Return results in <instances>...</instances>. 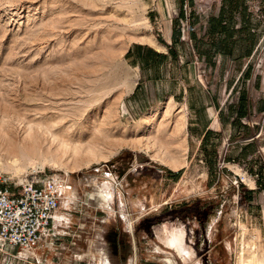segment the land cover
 <instances>
[{
	"label": "rangeland",
	"instance_id": "1",
	"mask_svg": "<svg viewBox=\"0 0 264 264\" xmlns=\"http://www.w3.org/2000/svg\"><path fill=\"white\" fill-rule=\"evenodd\" d=\"M192 4L202 19L230 4L237 27L245 20L254 35H237L233 57L213 61L221 74L213 91L230 118L204 149L189 138L180 104H159L142 132L158 106L139 111L127 98L125 48L155 43L180 6L190 14L189 0H0V136L18 144L31 130L41 136L39 151L16 164L0 149V188L21 180L73 188L55 214L59 232L50 230L36 257L0 244V264L264 259V0ZM177 234L183 253L165 244Z\"/></svg>",
	"mask_w": 264,
	"mask_h": 264
},
{
	"label": "crops",
	"instance_id": "2",
	"mask_svg": "<svg viewBox=\"0 0 264 264\" xmlns=\"http://www.w3.org/2000/svg\"><path fill=\"white\" fill-rule=\"evenodd\" d=\"M189 4L190 14L180 6L177 17L169 23L164 35L154 39L155 43L134 41L125 48L123 58L133 73L127 98L129 105L135 104L139 111L168 100L180 104L186 112L189 138H195L200 149H204L207 140L218 136L214 125H223L230 118V105L225 115L213 91V87H218L213 81L217 83L221 75L219 67H215L218 63L213 61L233 57L231 50L237 35L250 39L254 35L245 20L237 27L236 9L230 4L219 5L217 14L203 19L196 15L192 0ZM184 19L190 25L186 39H182L179 26ZM202 63L208 67L205 71L189 70L192 64ZM205 74L210 79L208 86L201 81ZM225 86L231 88V81ZM55 214L51 230L59 232Z\"/></svg>",
	"mask_w": 264,
	"mask_h": 264
},
{
	"label": "built area",
	"instance_id": "3",
	"mask_svg": "<svg viewBox=\"0 0 264 264\" xmlns=\"http://www.w3.org/2000/svg\"><path fill=\"white\" fill-rule=\"evenodd\" d=\"M186 20H181L180 32L185 38ZM0 188V244L35 258L38 247L50 235L51 223L59 209L64 193L73 191L67 183L45 180L4 182ZM8 184V185H7Z\"/></svg>",
	"mask_w": 264,
	"mask_h": 264
},
{
	"label": "bare ground",
	"instance_id": "4",
	"mask_svg": "<svg viewBox=\"0 0 264 264\" xmlns=\"http://www.w3.org/2000/svg\"><path fill=\"white\" fill-rule=\"evenodd\" d=\"M164 107H165V105H161V106H158L154 109V112L147 118V124L144 126L145 128L142 130V132H145V131H148L151 129V126L153 125L154 120H155L154 119L155 114L157 112L163 110ZM6 133L7 134L0 136V149H1V152H3V154H4L2 157L3 160L4 159L9 160L12 164H16L20 161L18 158V154L21 155V157H22V155L28 156L30 154H34L37 151H39L38 140L40 139L41 136L39 137L37 130H35V131L31 130L30 133L26 134L23 137L22 141L19 142V144L17 143V137L14 134L10 135V134H8L9 132H6ZM145 145H146V147H148L150 144H145ZM0 161H2V160H0ZM28 163L33 166V163H31V158L29 159ZM70 198H71V194L65 192L64 193V200H69ZM181 235H183V234H181ZM181 235L177 234L175 236L173 235V236L167 238L166 239L167 243L165 242V244L169 245L168 247L171 246V247L175 248L179 253H183V252H181L183 249ZM167 236H168V234H167ZM164 238H165V236H164ZM163 241H165V240H163ZM243 264H264V259L261 260V259H258L256 256L255 257L253 256L249 260H245L243 262Z\"/></svg>",
	"mask_w": 264,
	"mask_h": 264
},
{
	"label": "trees",
	"instance_id": "5",
	"mask_svg": "<svg viewBox=\"0 0 264 264\" xmlns=\"http://www.w3.org/2000/svg\"><path fill=\"white\" fill-rule=\"evenodd\" d=\"M185 20V19H184ZM180 22V21H179ZM179 26H180V24H179ZM167 173L170 175V176H179L180 174H181V171H179V172H177V173H174V172H172V171H167Z\"/></svg>",
	"mask_w": 264,
	"mask_h": 264
}]
</instances>
